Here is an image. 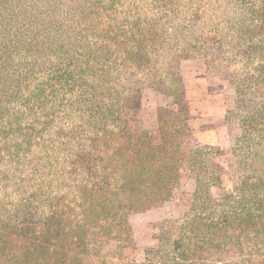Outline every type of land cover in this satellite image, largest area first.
<instances>
[{"label":"rangeland","instance_id":"obj_1","mask_svg":"<svg viewBox=\"0 0 264 264\" xmlns=\"http://www.w3.org/2000/svg\"><path fill=\"white\" fill-rule=\"evenodd\" d=\"M263 1L0 0V241L9 237V255L16 241L41 242L55 193L75 200L97 182L87 137L128 127L157 141L159 116L180 114L191 130L203 116L227 129L222 146L181 138L184 150H207L200 177L215 184L193 196L198 177L185 155L179 198L126 213L122 240L88 246L86 263L192 264L173 250L178 228L200 212L232 211L240 176L260 164L251 154L259 126L242 124L264 103L258 60L234 37ZM68 211L77 212L74 201ZM248 251L214 249L216 263L247 260Z\"/></svg>","mask_w":264,"mask_h":264},{"label":"trees","instance_id":"obj_2","mask_svg":"<svg viewBox=\"0 0 264 264\" xmlns=\"http://www.w3.org/2000/svg\"><path fill=\"white\" fill-rule=\"evenodd\" d=\"M255 14L234 38L243 37L246 42L237 41L238 45L250 50L253 58L258 60L254 81L257 94L264 96V1L258 5ZM174 79H178V87H181L180 78ZM78 90L86 94L83 89ZM174 95L176 101H181L179 89ZM245 122L249 124L247 128L259 126L251 154L260 164H252L251 173L240 176V185L234 195L237 205H231L232 211L212 214L215 210L210 209L209 213L200 212L178 228L179 237L172 247L179 259L192 264H218L214 249L223 247L236 252L249 250V258H240L235 264H245V260L248 264H264V103L255 116L248 121L245 119L242 124ZM159 129L157 141L152 139L150 132H134L128 127L104 129L103 134L95 136L94 142L87 137L90 145L84 150V156L91 158L93 169L99 171L97 182L92 188L83 187L75 200L64 198L67 194L55 193L50 217L41 225V242L16 241L15 250L9 255V237H5L0 241V264H88V246L105 247L109 239L122 240L121 229L124 233L130 229L126 213L144 211L179 198L174 184L187 166L183 159L185 155L189 158L190 172L198 177L193 196H197L204 185H214L211 180L214 175L208 180L200 177L207 172V166L202 165V156L207 150L190 151L182 147L181 138L190 132L186 119L175 114L169 121L161 115ZM236 146L240 147L239 140ZM208 147L204 146L205 149ZM88 174L94 177L90 172ZM226 197L229 201L233 199ZM72 201L76 213L68 211ZM115 225L119 227L114 229ZM224 264L233 263L229 260Z\"/></svg>","mask_w":264,"mask_h":264},{"label":"crops","instance_id":"obj_3","mask_svg":"<svg viewBox=\"0 0 264 264\" xmlns=\"http://www.w3.org/2000/svg\"><path fill=\"white\" fill-rule=\"evenodd\" d=\"M198 119L199 121L197 122V125H194V127H192V130L191 124L188 123V126L190 128L189 135L193 138L195 143L200 145L211 144L217 146H222L228 143L227 136L225 137V135L228 134L227 129L215 128V126L213 125L214 121L207 119L206 116L197 118L196 120Z\"/></svg>","mask_w":264,"mask_h":264}]
</instances>
